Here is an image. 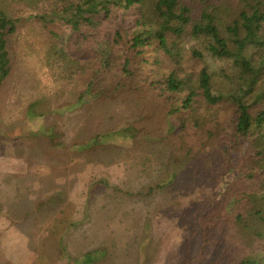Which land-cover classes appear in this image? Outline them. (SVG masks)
I'll return each mask as SVG.
<instances>
[{"label": "rangeland", "instance_id": "374dc122", "mask_svg": "<svg viewBox=\"0 0 264 264\" xmlns=\"http://www.w3.org/2000/svg\"><path fill=\"white\" fill-rule=\"evenodd\" d=\"M48 5L0 0L15 24L6 35L10 72L0 85V264L236 262L247 239L223 233L230 218L220 204L224 188L240 177L234 166L245 140L232 138L219 175H200L202 163L174 160L180 144L165 132L162 109L161 120L151 116L148 127L139 125L133 141L113 133L105 139L113 153L92 159L73 154L72 142L102 127L101 119L91 110L86 118L75 109L64 116L55 111L76 99L83 78L47 58L49 33L37 15ZM241 6L232 0L225 9L233 16ZM203 64L215 86L229 85V59L207 57ZM105 108L118 120L128 114L121 104ZM146 134L154 142L143 147ZM173 170V183L160 187ZM89 252L94 258H87Z\"/></svg>", "mask_w": 264, "mask_h": 264}, {"label": "trees", "instance_id": "16d2710c", "mask_svg": "<svg viewBox=\"0 0 264 264\" xmlns=\"http://www.w3.org/2000/svg\"><path fill=\"white\" fill-rule=\"evenodd\" d=\"M231 1L49 0L37 16L49 33L48 60L83 78L76 99L56 113L75 109L86 118L91 110L105 128L73 141V154L92 159L101 151L113 153L105 139L113 133L133 141L139 125L148 127L151 116L161 120L162 109L165 132L180 144L174 160L202 163L200 175H219L232 138L245 140L243 158L234 166L240 177L224 188L220 207L230 218L223 233L247 240L237 261L226 262L264 264V0H238L242 6L233 16L225 9ZM14 30L13 19L0 10V85L10 72L6 35ZM207 57L231 61L226 88L214 85L203 64ZM111 102L128 114L115 119L105 108ZM48 133L52 138L51 128ZM153 140L146 134L142 146ZM175 176L169 171L159 186Z\"/></svg>", "mask_w": 264, "mask_h": 264}]
</instances>
